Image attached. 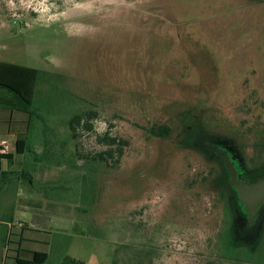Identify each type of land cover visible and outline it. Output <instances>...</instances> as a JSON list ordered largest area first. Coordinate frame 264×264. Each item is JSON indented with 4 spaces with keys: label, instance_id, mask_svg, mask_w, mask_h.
I'll list each match as a JSON object with an SVG mask.
<instances>
[{
    "label": "rangeland",
    "instance_id": "obj_1",
    "mask_svg": "<svg viewBox=\"0 0 264 264\" xmlns=\"http://www.w3.org/2000/svg\"><path fill=\"white\" fill-rule=\"evenodd\" d=\"M260 1L0 0V61L41 71L31 117L0 109V126L14 116L12 132L28 120L27 152L16 161L22 202L0 196V207L16 229L32 225L33 213L38 229L48 219L47 264L216 259L223 205L208 188L187 186L215 164L178 145L195 108L206 132L242 144L248 165L264 143ZM90 110L94 130L79 131L78 150L103 151L105 133L124 139L115 167L77 159L68 122ZM153 124L169 125L171 139L150 137Z\"/></svg>",
    "mask_w": 264,
    "mask_h": 264
},
{
    "label": "trees",
    "instance_id": "obj_2",
    "mask_svg": "<svg viewBox=\"0 0 264 264\" xmlns=\"http://www.w3.org/2000/svg\"><path fill=\"white\" fill-rule=\"evenodd\" d=\"M40 76L41 71L38 69L0 61V89L4 93L3 96H0V109L22 112L31 117ZM192 111L184 123L185 134L178 146L185 154L187 151L198 154L208 162L207 165L215 164L217 170L215 171L214 166L207 176L196 175L195 180H192L191 184H187V186L192 190L208 188L206 191L214 194L217 203L223 205L221 224L218 229L219 241L215 244L216 247L222 246L223 252L215 253L216 247L212 248V256H216V259L209 264H264V208L253 215L246 210L240 202L237 191L230 184V174L223 156L214 151V149L224 151L225 155L234 163L239 179L251 183L264 176V143L253 147V160L251 165H248L242 144L230 136L206 132L203 119L197 114L198 109L195 108ZM97 116L96 112L90 110L74 115L68 122L77 148V159H85L90 163H97L109 168L115 167L120 164L124 148L129 145L128 141L124 139L111 137L105 133L98 135V143L104 148L103 151L88 157L78 150L80 146L79 131L83 129L93 132V120ZM242 124L245 125L244 122ZM146 131L151 135L150 137L159 140H169L172 136V128L167 124H153ZM262 138L260 137L258 140ZM27 141L26 134L18 139L16 155L24 156L26 154ZM14 158L13 154L3 153V148L0 146V162L3 160L13 162ZM46 259L47 255L44 253L35 254L33 262L43 263ZM26 264H30V262H26Z\"/></svg>",
    "mask_w": 264,
    "mask_h": 264
},
{
    "label": "crops",
    "instance_id": "obj_3",
    "mask_svg": "<svg viewBox=\"0 0 264 264\" xmlns=\"http://www.w3.org/2000/svg\"><path fill=\"white\" fill-rule=\"evenodd\" d=\"M225 1L229 2L231 0ZM233 10L236 12L237 8ZM20 118L17 120L20 126H18L15 132H12V128L10 127L14 116L6 117L4 124L0 126V143H8V153L15 155L13 162L6 160L0 162V179H2L0 182V192H2L1 189L4 191V195L0 194V196H9L17 204L22 202L20 193L22 192V186L24 184L22 179L24 174L21 165L16 163L19 155H16L15 152L18 149V139L25 135L28 130V127L24 126L28 120H25L24 117ZM9 139H14L11 146ZM23 204L21 209L25 210V203L23 202ZM7 210L8 207H0V264H20L21 261V264H26V262H30V264H47L50 260L49 247L51 246V240L47 237L48 228L46 223L48 219H43L45 222L43 224L44 229H38L36 221H41V218H39V215H34L33 213L32 225L26 224L16 229L5 218L8 214ZM41 253L47 255L46 261L43 263L33 262L35 254Z\"/></svg>",
    "mask_w": 264,
    "mask_h": 264
},
{
    "label": "water",
    "instance_id": "obj_4",
    "mask_svg": "<svg viewBox=\"0 0 264 264\" xmlns=\"http://www.w3.org/2000/svg\"><path fill=\"white\" fill-rule=\"evenodd\" d=\"M223 156L224 162L230 174V184L237 191L241 204L251 215L264 208V176L255 182L246 183L239 179L237 169L232 160L225 155L224 151L214 149Z\"/></svg>",
    "mask_w": 264,
    "mask_h": 264
},
{
    "label": "built area",
    "instance_id": "obj_5",
    "mask_svg": "<svg viewBox=\"0 0 264 264\" xmlns=\"http://www.w3.org/2000/svg\"><path fill=\"white\" fill-rule=\"evenodd\" d=\"M0 146L3 148V153H7L8 152L9 146H7L5 142L0 143Z\"/></svg>",
    "mask_w": 264,
    "mask_h": 264
},
{
    "label": "flooded vegetation",
    "instance_id": "obj_6",
    "mask_svg": "<svg viewBox=\"0 0 264 264\" xmlns=\"http://www.w3.org/2000/svg\"><path fill=\"white\" fill-rule=\"evenodd\" d=\"M259 179V178H258ZM255 182V181H254ZM252 183V182H251Z\"/></svg>",
    "mask_w": 264,
    "mask_h": 264
}]
</instances>
